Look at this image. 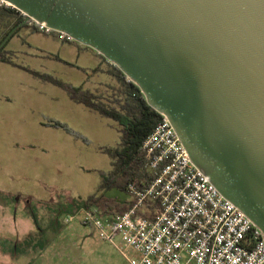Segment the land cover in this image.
<instances>
[{
	"label": "water",
	"instance_id": "1",
	"mask_svg": "<svg viewBox=\"0 0 264 264\" xmlns=\"http://www.w3.org/2000/svg\"><path fill=\"white\" fill-rule=\"evenodd\" d=\"M91 47L264 237V0H1Z\"/></svg>",
	"mask_w": 264,
	"mask_h": 264
},
{
	"label": "rangeland",
	"instance_id": "2",
	"mask_svg": "<svg viewBox=\"0 0 264 264\" xmlns=\"http://www.w3.org/2000/svg\"><path fill=\"white\" fill-rule=\"evenodd\" d=\"M47 43L42 36H32L28 41L31 48L19 47L13 60L39 76H50L91 93L97 90L110 99L108 93L120 83V70L115 65L109 61L110 66H102L69 60L87 69L81 74L77 67L58 62L66 60V55ZM9 47L6 45L5 50ZM30 88L26 80L22 85L10 80L5 87ZM32 88L52 89L47 85ZM98 105L110 110L102 101ZM121 120H107L91 112L87 122L75 114L68 127L78 139L65 146L51 145V154L39 161L0 146V244L10 241L9 246L17 247L10 253L11 258L0 257V264H129L113 245L100 240L91 227L82 225L71 214L74 210L77 213L80 203L89 196L124 195L116 188L105 190L102 186V175L112 172L117 163L111 154L121 144L126 125ZM30 232L31 236L20 241Z\"/></svg>",
	"mask_w": 264,
	"mask_h": 264
},
{
	"label": "built area",
	"instance_id": "3",
	"mask_svg": "<svg viewBox=\"0 0 264 264\" xmlns=\"http://www.w3.org/2000/svg\"><path fill=\"white\" fill-rule=\"evenodd\" d=\"M30 24L42 34L71 40L44 22ZM127 82L133 83L128 77ZM140 152L148 176L140 187L127 185V211L80 208L72 217L129 264H264L262 231L192 163L166 115L158 113Z\"/></svg>",
	"mask_w": 264,
	"mask_h": 264
},
{
	"label": "crops",
	"instance_id": "4",
	"mask_svg": "<svg viewBox=\"0 0 264 264\" xmlns=\"http://www.w3.org/2000/svg\"><path fill=\"white\" fill-rule=\"evenodd\" d=\"M32 36H42L46 39L48 45H52V47L62 51L66 55V60H58V62L65 66L77 67L71 63L73 59L84 64L98 63L102 66H110V64L91 47L84 46L73 40H62L57 35L42 34L29 26L21 27L7 41L5 47L6 45L10 47L9 49H4V51L12 54V63L0 61V146H8L9 150L7 151H11L13 154L26 153L34 161H39L51 154L49 151L51 145L55 147L65 146L70 144L71 140L78 139L68 127V121H73L75 114L82 120L85 118L87 122L91 112L107 120L111 118L103 116L81 102L75 101L62 87L43 80L38 72L29 70L13 60V54L18 53L17 49L19 47L27 46V48H31L28 45V41ZM77 70L84 74L87 69L77 67ZM10 80H13L18 85H22L24 80L29 81L31 88L29 90H6V84ZM61 83L73 88H79L72 84ZM84 83L83 81L81 87H84ZM121 83L120 81L119 85L114 86L111 92L108 93L111 100L103 97V93L101 95L96 89L93 93L83 88L79 89L91 94L95 104L98 105L102 101V104L108 109L118 110L124 100V89L120 85ZM35 85H47L52 89H33L32 87ZM45 110L50 112L47 114ZM54 123H58L61 126H57ZM106 197L116 199L120 203L129 202V197L125 193L123 196L113 194ZM31 233L23 236L20 241H25L29 235H32ZM4 243H7V241H2L0 244V257L9 259L11 258L10 253L13 249L14 251L17 250V247H11L8 243L4 245Z\"/></svg>",
	"mask_w": 264,
	"mask_h": 264
},
{
	"label": "trees",
	"instance_id": "5",
	"mask_svg": "<svg viewBox=\"0 0 264 264\" xmlns=\"http://www.w3.org/2000/svg\"><path fill=\"white\" fill-rule=\"evenodd\" d=\"M24 16L15 8L9 5L0 6V43L6 38L8 33L17 25L21 24ZM24 26L32 27L26 24ZM19 27L13 35L21 28ZM37 31V30H36ZM5 46L0 50V61L12 63V54L4 51ZM116 68V67H115ZM117 69V68H116ZM43 80L49 81L62 87L75 101L81 102L91 109L99 112L103 116L109 117L117 122L121 119L126 121L123 129L121 144L112 152V158L117 159V163L112 172L102 175V186L106 189L116 188L127 193V185L131 183L135 187L141 186V181L147 178V173L143 167V156L140 146L145 137L151 132L158 121V113L154 111L146 102L139 88L131 82H127V77L119 71V79L124 87V100L120 109L106 110L93 101L91 94L83 92L79 88L64 85L50 76H40ZM61 126L58 123H54ZM80 208L95 207L103 214H119L129 209V202L120 203L116 199L105 195L89 196L80 203ZM74 210L71 214L75 215Z\"/></svg>",
	"mask_w": 264,
	"mask_h": 264
}]
</instances>
